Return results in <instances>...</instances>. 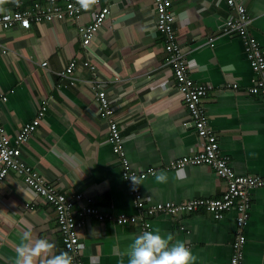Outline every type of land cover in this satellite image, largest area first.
Returning <instances> with one entry per match:
<instances>
[{
  "label": "crops",
  "instance_id": "0c3cea01",
  "mask_svg": "<svg viewBox=\"0 0 264 264\" xmlns=\"http://www.w3.org/2000/svg\"><path fill=\"white\" fill-rule=\"evenodd\" d=\"M33 0H26L30 4ZM250 28L264 50V0H245ZM175 28L192 77L209 85L203 97L221 152L238 174L264 175V98L251 92L254 71L242 39L222 32L232 10L226 0H172ZM92 12L82 14L89 22ZM164 38L156 27L153 0H112L111 12L85 49L74 19L32 21L28 29L0 30V108L7 133L14 137L46 105L36 130L22 145L23 159L67 194L82 192L101 211L137 214L132 184L123 176L120 156L108 141V125L93 87L106 81L124 134V149L134 170L154 168L139 178L147 203L218 197L227 182L207 163L170 166L198 151L201 138L177 87L173 69L163 65ZM90 57L96 72L79 65L73 76L58 74L69 60ZM42 61H47L42 65ZM237 83V86H233ZM166 173L164 183L155 176ZM244 264H264V186L251 190ZM81 202H78L79 206ZM238 211L221 218L204 208L149 217V230L183 241L196 264H228L238 233ZM142 220L118 223L88 218L80 229L85 264H128L130 245L142 234ZM54 243L65 252L54 206L20 175L8 173L0 186V264H15L22 233Z\"/></svg>",
  "mask_w": 264,
  "mask_h": 264
},
{
  "label": "built area",
  "instance_id": "2783aa9c",
  "mask_svg": "<svg viewBox=\"0 0 264 264\" xmlns=\"http://www.w3.org/2000/svg\"><path fill=\"white\" fill-rule=\"evenodd\" d=\"M153 1L156 11V27L164 38L165 55L162 64L173 69L177 87L190 112L193 127L201 138V147L198 151L172 161L170 166L182 168L187 164L207 163L211 165L227 182L222 195L147 203L140 187L135 186V190H133L134 186L132 185L133 203L137 208V214L113 215L101 211L93 199L91 197L84 198L82 192L67 194L56 189L54 184L33 169L22 157V145L27 142L40 124L45 115L46 105H43L37 111L36 116L26 122L14 137L7 133L0 112V186L8 173L14 172L20 175L27 185L33 187L53 204L64 249L72 257L73 264H85L81 252L79 231L90 217L102 221L114 220L122 224L133 223L140 219L143 222V231H148L150 223L147 219L159 213L176 215L204 208L211 212L215 218H221L232 207H236L238 211V233L232 244L233 252L228 264H244L243 248L246 235L242 229L249 217L250 190L253 187L264 186V175L251 172L238 174L230 165L229 158L221 152L217 133L210 124L203 103V97L207 94L209 85L195 80L190 73L186 53L181 47L174 25L175 12L172 9V0ZM226 1L232 13L225 19L222 32L238 35L242 39L244 51L254 71L253 84L249 90L261 94L264 98V50L258 37L250 28L252 18L247 10L245 0ZM25 2L26 0H2L0 2V30L13 26L28 29L31 27L32 21H49L70 17L76 21L82 45L86 49L95 32L110 14L112 0H97V3L88 10H85L78 0H33L30 4ZM86 11L92 12V19L87 23L80 21L82 14ZM41 64L46 65L47 61H42ZM79 65L87 66L96 72V65L90 57L80 60L74 56L58 74L70 78L71 83H75L73 73ZM237 85V83L233 84V86ZM93 87L99 103V111L108 125V141L122 161L124 178L132 184L130 180L132 177H136L138 180L155 173V169L152 167L144 170L132 169L124 149L125 137L117 119L113 101L106 90V81L96 74L93 78ZM7 99L6 94H0V108ZM78 202H81L79 206Z\"/></svg>",
  "mask_w": 264,
  "mask_h": 264
},
{
  "label": "clouds",
  "instance_id": "9594fccd",
  "mask_svg": "<svg viewBox=\"0 0 264 264\" xmlns=\"http://www.w3.org/2000/svg\"><path fill=\"white\" fill-rule=\"evenodd\" d=\"M78 3L88 10L97 0H78ZM155 179L164 183L167 175L162 172ZM130 180L135 190L140 182L136 177ZM172 240L171 234L162 235L159 229L143 232L135 237L129 247L128 264H196L197 258L191 249L183 241L171 243ZM54 248V243L49 240L35 238L29 228L22 233L21 242L16 247L15 264H73L68 253L53 254Z\"/></svg>",
  "mask_w": 264,
  "mask_h": 264
},
{
  "label": "water",
  "instance_id": "95a60500",
  "mask_svg": "<svg viewBox=\"0 0 264 264\" xmlns=\"http://www.w3.org/2000/svg\"><path fill=\"white\" fill-rule=\"evenodd\" d=\"M115 1V0H114Z\"/></svg>",
  "mask_w": 264,
  "mask_h": 264
}]
</instances>
